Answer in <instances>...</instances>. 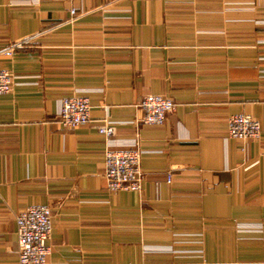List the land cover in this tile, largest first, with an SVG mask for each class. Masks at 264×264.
<instances>
[{
  "label": "crops",
  "instance_id": "0c3cea01",
  "mask_svg": "<svg viewBox=\"0 0 264 264\" xmlns=\"http://www.w3.org/2000/svg\"><path fill=\"white\" fill-rule=\"evenodd\" d=\"M0 68L17 76L0 93V264H19L16 215L36 203L47 264H264V0H0ZM150 92L176 102L162 124L137 123ZM72 94L93 121H60ZM238 112L258 138L227 136ZM109 147L141 149V189L107 188Z\"/></svg>",
  "mask_w": 264,
  "mask_h": 264
},
{
  "label": "built area",
  "instance_id": "2783aa9c",
  "mask_svg": "<svg viewBox=\"0 0 264 264\" xmlns=\"http://www.w3.org/2000/svg\"><path fill=\"white\" fill-rule=\"evenodd\" d=\"M74 12L75 9L72 8ZM29 38L17 40L5 50L12 54L15 47L26 45ZM17 76L11 70L0 68V93L10 92L17 83ZM140 115L138 124H162L168 113L176 106L173 98L163 93L145 94L138 103ZM91 102L87 94H72L61 98L60 121L66 126H76L93 121L90 115ZM98 131L112 140L116 127L102 118L96 123ZM227 136L244 140L260 136V122L243 112L228 116ZM141 149L138 147L105 150V179L109 190H139L143 185V169L140 165ZM173 173L168 171L167 181ZM19 264H47L50 252L49 238L53 229L52 208L47 203L30 204L16 215Z\"/></svg>",
  "mask_w": 264,
  "mask_h": 264
}]
</instances>
